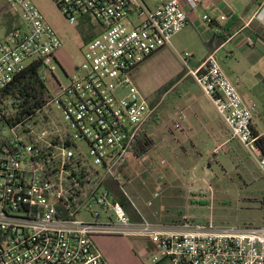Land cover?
Wrapping results in <instances>:
<instances>
[{
  "label": "built area",
  "instance_id": "1",
  "mask_svg": "<svg viewBox=\"0 0 264 264\" xmlns=\"http://www.w3.org/2000/svg\"><path fill=\"white\" fill-rule=\"evenodd\" d=\"M67 23L87 22L97 32L86 40L83 61L61 87L29 115H14L4 91L28 66L53 74L61 41L29 0H10L22 25L0 40V264H108L97 237L141 238L156 253L147 264H264V227H218L184 220L152 222L117 200L108 186L126 155L135 154L150 108L133 80L140 63L188 25L201 0H52ZM220 16L219 20H225ZM207 24L213 18L204 15ZM243 36L251 55L264 54V29ZM179 55L203 95L236 141L254 156L257 106L245 102L214 54L196 68ZM125 92V95L122 92ZM50 93V92H49Z\"/></svg>",
  "mask_w": 264,
  "mask_h": 264
},
{
  "label": "rangeland",
  "instance_id": "2",
  "mask_svg": "<svg viewBox=\"0 0 264 264\" xmlns=\"http://www.w3.org/2000/svg\"><path fill=\"white\" fill-rule=\"evenodd\" d=\"M29 1L61 41L55 53L57 63L53 74L42 70L50 95L55 97L60 86L65 87L81 65L86 40L97 32L87 22L69 25L52 0ZM144 1L152 7L158 0ZM11 14L13 21L8 20L7 13L0 15V40L8 29L22 25L23 17L17 5ZM199 25L187 26L172 38L170 46L140 63L133 80L143 98H150L155 90L186 69L179 58L183 52L192 55L189 67L201 62L212 36L204 35L208 29L206 21L200 20ZM228 48L220 50L215 58L231 80L240 77L238 90L256 104V130L264 134V66H251L237 53L227 57ZM186 75L190 76L188 70ZM173 95L165 96L158 121L144 127L145 135L137 144V155H126L107 187L114 196L128 195L149 221L171 219L170 224L188 220L212 222L218 227H264V174L254 156L230 140L214 106L196 84L189 83L179 99ZM184 100L189 105L185 112L178 113L183 111L178 105ZM217 132L221 137L219 143L228 139V145L208 156L206 152L216 141L212 135ZM145 140L150 143L145 145ZM151 211L158 215L152 217ZM95 242L108 264H144L153 255L139 238L101 236ZM158 264L170 262L163 259Z\"/></svg>",
  "mask_w": 264,
  "mask_h": 264
},
{
  "label": "crops",
  "instance_id": "3",
  "mask_svg": "<svg viewBox=\"0 0 264 264\" xmlns=\"http://www.w3.org/2000/svg\"><path fill=\"white\" fill-rule=\"evenodd\" d=\"M163 1H167V0H158L153 6ZM5 2L8 3L9 1L7 0L0 1V4L3 5L2 7L0 5L1 8H4ZM204 15H207L213 18L214 20L212 24H207L208 29L204 32L205 36H213V34L219 33L223 27H226L232 31V35L228 39V41L225 42L221 47L217 48L214 52L210 54H214V56H216V54H218L220 50H225L227 47H230L228 48V51L225 52V55L227 57L228 56L233 57L237 53L238 55L244 57L247 63L251 66H255V65L264 66V54L261 56L251 55L249 51H247L244 47L245 38L243 37L247 34L248 28L246 29L245 25L249 21L251 22L249 26L251 29L255 27L264 29V0H201L196 10L188 12L187 14L188 25L187 26L193 25V24L200 26L199 22L200 20L204 21L203 20ZM220 16H225L226 19L223 21H220L219 20ZM200 31H203V29H200ZM210 54L206 52L201 62ZM201 62L196 67H198L201 64ZM233 83L235 84V87L237 91L239 92L241 98L245 102L250 101L249 99L244 98L241 92L238 90V87L241 84L240 77H237L236 80L233 81ZM188 105H189L188 100L182 101L178 106L181 107L182 108L181 110L183 111H179L178 113L185 112ZM218 133L219 132L212 135L213 139H215L216 141L212 149L206 152V155L208 156L212 154L215 155L217 152H219L218 150L223 149L225 146L228 145V141H229L228 139L224 140L223 143H219L218 140L221 137H218L219 136ZM149 214L152 217H156L158 215L156 211H151V213L149 212ZM142 216L145 217L144 215ZM162 218L164 217L162 216ZM166 221L169 222L171 221V219H168V220L166 219L163 222L161 221L160 223L170 224V222L167 223ZM172 224H175V223H172ZM143 240H144L143 243H145L144 248H146L147 250H150L151 255L155 254L157 251L154 245L151 242H149L147 239H143ZM147 263L148 262H145L144 264H147Z\"/></svg>",
  "mask_w": 264,
  "mask_h": 264
},
{
  "label": "trees",
  "instance_id": "4",
  "mask_svg": "<svg viewBox=\"0 0 264 264\" xmlns=\"http://www.w3.org/2000/svg\"><path fill=\"white\" fill-rule=\"evenodd\" d=\"M7 13L8 20L13 21L11 14L10 2H5L4 8H0V15ZM10 30V29H9ZM232 31L226 27H223L219 33L213 34L210 41L207 43V53L214 52L217 48L221 47L231 37ZM93 36H90L91 39ZM39 64L35 63L28 66L21 73L16 75L7 89L4 91L5 98L10 99L15 103L13 112L18 118L25 115H29L35 108L40 107L43 102L50 96L49 89L46 86L44 79L39 73ZM187 70L184 69L173 79L160 86L155 90L150 98H146L150 108L154 109L151 119L145 124L157 122V114L161 109L165 96L169 93H174V98L179 99L186 92L189 83L196 84L191 76L186 75ZM145 132L141 130L139 132V140L143 138ZM150 143L149 140H145V145ZM256 153L259 156L264 155V137L258 138L255 142ZM137 155V151L135 152ZM117 200L127 209V211L133 214L132 207L130 206L129 199L124 195H117ZM202 205H206L205 202H200ZM135 220H139L138 215L133 214Z\"/></svg>",
  "mask_w": 264,
  "mask_h": 264
}]
</instances>
